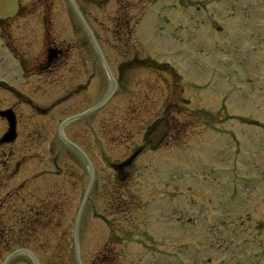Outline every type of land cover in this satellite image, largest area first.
Returning a JSON list of instances; mask_svg holds the SVG:
<instances>
[{"label":"rangeland","instance_id":"obj_1","mask_svg":"<svg viewBox=\"0 0 264 264\" xmlns=\"http://www.w3.org/2000/svg\"><path fill=\"white\" fill-rule=\"evenodd\" d=\"M122 1L127 4L110 3L107 9L99 11L85 0H76L86 22L98 35L110 70L119 84L107 109L75 125L70 124L64 132L66 139L87 155L93 174V184L78 228L81 263L262 264L264 244L258 237L264 233L261 225L264 224V194L260 196L253 191L260 197H253L252 203L234 211L230 220L223 222L224 231L217 241L218 236L213 231L209 233L211 228L206 226L215 230L211 222L217 220L220 223L224 219L221 215L213 216L214 213L208 216L211 212L206 215L204 208L209 201L217 202L219 198L229 200L231 206L237 205L239 202L231 189L221 185L220 178L213 180L216 171L209 170L207 165L201 167L204 173H200L193 163H188L200 174L194 178L197 181L192 180L193 187L182 186L183 181L179 183L171 175L176 173L177 165L183 159L179 155L170 158L167 154L175 155L174 150L179 153L181 148H193L185 135L192 134L196 138L204 130L203 124L213 128L216 124L211 119L195 116L191 124H184L174 108L181 101L169 96L167 104H170L169 114L173 118L165 142L169 147L163 146L157 152L148 151L140 156L134 165L123 171L124 177L118 178L114 168L154 132L169 92L163 87L164 95L161 98L158 95V88L154 86L157 81L152 75L157 74L155 70L135 68L117 81V66L130 60L131 54L136 52L127 29L151 10L154 13L147 17L150 22L142 20L135 31L141 52L174 68L175 81L186 85L183 98L193 99L194 95L208 98L199 108L209 113L219 109L214 122L227 120L235 127L237 114L230 116L227 106L234 97L244 96V104L239 105L243 108L239 119L249 153H242L229 139V145L221 147L220 136L211 133L216 137L212 157H222L226 161L227 165L223 167L230 168L238 181V190L245 192L249 187L245 183V172L252 189L264 182V10L259 7L252 11L255 0H207L202 6L209 9L206 13L190 5L180 10L165 5L164 0ZM182 1L196 3L201 0ZM21 4V10L12 20L0 23V68L4 73L0 69V83L13 85L9 91L18 98H12L0 89V109L12 105L17 118V140L0 143V189L3 188L0 191V216L3 214L8 220L4 225L7 230L4 233L0 230V241L4 237L6 239L2 241L8 242H4L3 247L0 244V264L6 259L4 249L7 245L9 251L14 250V245L26 246L32 253L34 251L38 264H77L74 221L88 189L90 174L80 157L62 143L58 128L63 120L76 116L105 95L110 83L88 35L66 0H21ZM242 7L248 10L247 20L243 17ZM231 9L235 10L228 14ZM162 10L167 11L166 20L170 26L162 22V16L160 21L156 18ZM241 16L247 22L245 28L238 27ZM191 17L196 23L195 28L187 22ZM126 20L128 24H125ZM180 25H186V28ZM201 40L204 41L201 47H194ZM47 44L61 51L59 64L50 70L45 63ZM193 82L197 83L190 86ZM122 88L126 89V94L122 93ZM146 94L151 101L160 98L159 103L155 101L154 107H150L149 119H138L135 132L128 127L123 135L120 130L129 115L123 116L122 111L128 108L130 98L134 102L140 101ZM257 114L260 122L247 119L255 120ZM244 123L246 127L242 125ZM254 124L259 127L251 128ZM7 130L6 123L0 118V140ZM137 132L141 134L135 137ZM190 154L193 155V151L187 149L183 158L190 159ZM170 159L172 168L166 162ZM232 164L236 166L234 169ZM17 165L23 167L19 177L15 176L10 182L2 177L12 175ZM24 169L28 176H24ZM25 179L26 182L34 181L16 199L14 190ZM190 196L198 203L188 201L186 197ZM14 199L16 201L11 203ZM34 199L40 203H35ZM3 203H7L8 208L2 207ZM39 204L56 206L57 214L52 215L50 226H41L40 222L33 224L34 227L28 226L27 215L31 210L38 211ZM251 214L256 220L250 226L244 218ZM259 221L261 224H254ZM245 230L250 231L245 233ZM243 234L254 239L251 241L256 244L250 257H247L249 252L242 254V259L218 254L221 242H234L238 247L246 244ZM23 255L9 264H32L29 257Z\"/></svg>","mask_w":264,"mask_h":264},{"label":"bare ground","instance_id":"obj_2","mask_svg":"<svg viewBox=\"0 0 264 264\" xmlns=\"http://www.w3.org/2000/svg\"><path fill=\"white\" fill-rule=\"evenodd\" d=\"M73 16H75V19L78 21V19H79L78 16H76L74 14H73ZM89 40L90 41L95 40V37L93 35L92 36L89 35ZM103 54H104V52H102V56H103ZM126 65H131V64H123V65H120V66H117V67H123V66H126ZM162 71H163V73L165 75V81H166L167 84L175 85L179 89H183L184 88V85H180L179 83H177V81H175L176 77L174 75H172L170 73V71H168L166 68H163ZM108 81L110 83L108 90H112L113 89V87H112L113 83H111L110 78H108ZM97 105L98 104L95 102L94 106H97ZM157 143L161 144L162 141L159 140V141H157ZM81 161H82V164H84L85 167H87V164L83 160H81Z\"/></svg>","mask_w":264,"mask_h":264},{"label":"water","instance_id":"obj_3","mask_svg":"<svg viewBox=\"0 0 264 264\" xmlns=\"http://www.w3.org/2000/svg\"><path fill=\"white\" fill-rule=\"evenodd\" d=\"M9 2H12L13 0H8Z\"/></svg>","mask_w":264,"mask_h":264}]
</instances>
